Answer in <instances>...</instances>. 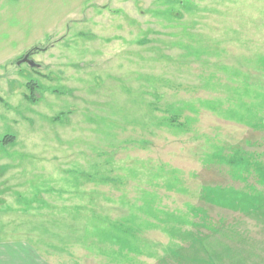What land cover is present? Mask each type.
<instances>
[{
	"label": "rangeland",
	"instance_id": "obj_1",
	"mask_svg": "<svg viewBox=\"0 0 264 264\" xmlns=\"http://www.w3.org/2000/svg\"><path fill=\"white\" fill-rule=\"evenodd\" d=\"M104 5L0 79L5 264H264V0Z\"/></svg>",
	"mask_w": 264,
	"mask_h": 264
},
{
	"label": "crops",
	"instance_id": "obj_2",
	"mask_svg": "<svg viewBox=\"0 0 264 264\" xmlns=\"http://www.w3.org/2000/svg\"><path fill=\"white\" fill-rule=\"evenodd\" d=\"M105 2L107 0H0V79L5 80L12 63L30 50L37 51L48 37L58 36L65 30L69 32V26L75 23L82 24L83 16H90L93 9L105 8ZM8 245L9 242H0V264H5L9 258ZM199 247L196 245L194 252H184L174 258L181 264H219L208 244L206 252ZM38 254L44 258V253ZM27 256L34 260H30L33 264H57L48 257L38 258L35 251ZM230 264H235L234 260Z\"/></svg>",
	"mask_w": 264,
	"mask_h": 264
},
{
	"label": "trees",
	"instance_id": "obj_3",
	"mask_svg": "<svg viewBox=\"0 0 264 264\" xmlns=\"http://www.w3.org/2000/svg\"><path fill=\"white\" fill-rule=\"evenodd\" d=\"M36 51V50H30L26 55H28L29 53ZM38 51V50H37ZM36 65V64H34ZM29 90L31 91V98H33L32 101H35L34 96H35V88L33 84H29ZM6 141H8V139H6ZM238 162H236V160L231 161L233 165L235 166H246L247 168H249L252 164L250 163L249 160H247L245 157L240 158L239 160H237ZM249 161V162H248ZM250 175V173H248Z\"/></svg>",
	"mask_w": 264,
	"mask_h": 264
},
{
	"label": "water",
	"instance_id": "obj_4",
	"mask_svg": "<svg viewBox=\"0 0 264 264\" xmlns=\"http://www.w3.org/2000/svg\"><path fill=\"white\" fill-rule=\"evenodd\" d=\"M26 61L29 62V63H31V65H34L30 60L27 59Z\"/></svg>",
	"mask_w": 264,
	"mask_h": 264
}]
</instances>
